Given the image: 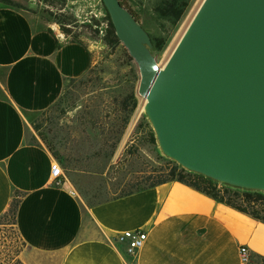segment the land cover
I'll use <instances>...</instances> for the list:
<instances>
[{
    "label": "crops",
    "instance_id": "0c3cea01",
    "mask_svg": "<svg viewBox=\"0 0 264 264\" xmlns=\"http://www.w3.org/2000/svg\"><path fill=\"white\" fill-rule=\"evenodd\" d=\"M127 3L141 19L146 0ZM93 13L76 10L75 16L85 22ZM93 64L85 43L0 3V218L17 200L24 263L243 264L242 247L263 257V221L183 183L97 203L82 198L83 176L54 183L52 166L58 160L35 125L68 83L84 78ZM114 156L113 151L108 158ZM58 162L64 169L63 160ZM137 230L148 239L130 254L127 243L116 239Z\"/></svg>",
    "mask_w": 264,
    "mask_h": 264
},
{
    "label": "water",
    "instance_id": "95a60500",
    "mask_svg": "<svg viewBox=\"0 0 264 264\" xmlns=\"http://www.w3.org/2000/svg\"><path fill=\"white\" fill-rule=\"evenodd\" d=\"M137 64L160 154L222 186L264 194V0H204L161 67L121 0H101Z\"/></svg>",
    "mask_w": 264,
    "mask_h": 264
},
{
    "label": "rangeland",
    "instance_id": "374dc122",
    "mask_svg": "<svg viewBox=\"0 0 264 264\" xmlns=\"http://www.w3.org/2000/svg\"><path fill=\"white\" fill-rule=\"evenodd\" d=\"M14 1L36 21L51 23L64 38L85 43L93 51L94 64L88 74L68 83L59 102L36 122L40 133L62 155L65 176L72 181L79 176L86 179L79 185L82 198L88 203L148 185L150 182L145 179L167 166L168 160L160 154L152 139V127L144 116L146 101L139 94L141 74L137 64L121 42L112 46L105 42L108 21L102 1ZM161 1L146 0L141 19L153 39L167 41L162 51L154 45L152 48L163 67L170 50L180 42L189 18L204 0H189L186 15L176 26L155 14ZM76 10L94 13L81 22L75 16ZM113 151L115 156L110 160L108 156ZM13 223L9 212L0 218V238L6 235L7 246L12 252L18 248L23 261L27 247L17 239ZM249 264H264V259L257 258Z\"/></svg>",
    "mask_w": 264,
    "mask_h": 264
},
{
    "label": "trees",
    "instance_id": "16d2710c",
    "mask_svg": "<svg viewBox=\"0 0 264 264\" xmlns=\"http://www.w3.org/2000/svg\"><path fill=\"white\" fill-rule=\"evenodd\" d=\"M51 1V0H47ZM60 2L65 3L67 0H57ZM5 6L24 11V7L20 4L15 2L14 0H0ZM121 3L128 8L136 17L138 21L141 22V19L133 12V10L128 5L127 1L121 0ZM189 0H162L156 7H155V14L162 20H166L170 22L172 25H178L184 16L186 15L187 9L189 7ZM105 8V7H104ZM107 14V21H108V29L106 32L105 42L107 45H118L120 44V40L116 35L115 28L112 24L111 18L107 10L105 9ZM61 23V22H60ZM149 33V32H148ZM150 34V33H149ZM151 36V35H150ZM152 38V36H151ZM76 42H80L78 40H72ZM152 42L154 48L157 50H164L167 41L161 39H153ZM36 131L39 133V137L42 141L48 146L50 151L52 152L53 156L58 160L62 161V155L55 147L47 140L46 136L40 133V126L35 125ZM152 139L156 143L155 134H152ZM156 175H153L146 178V182H150L148 185L144 187H139L133 191H129L128 193L118 196L123 197L127 195H131L135 192H139L145 190L147 188H154L162 184H166L169 182H180L189 187L194 188L195 190L213 198L219 203L225 204L241 213L249 215L255 219L264 222V194L257 193V192H247L232 189L226 186H222L202 175L190 173L185 169L181 168L175 162L168 160V165L163 167L160 171H155ZM18 208L17 200H14L12 203L9 214L12 215L14 219V226L16 229V236L17 239L21 242L22 246H26V243L21 238L17 228H16V212ZM8 237L3 235L0 238V264H25L20 258V250L12 252L10 246H7ZM259 259L263 257H252V260Z\"/></svg>",
    "mask_w": 264,
    "mask_h": 264
},
{
    "label": "built area",
    "instance_id": "2783aa9c",
    "mask_svg": "<svg viewBox=\"0 0 264 264\" xmlns=\"http://www.w3.org/2000/svg\"><path fill=\"white\" fill-rule=\"evenodd\" d=\"M127 1V0H125ZM52 179L56 184H62L65 179L64 171L58 161H55L52 166ZM148 239V234L142 230L128 231L120 235L116 241L127 243V248L130 254L141 250ZM243 264H249L252 260V255L247 247L241 248Z\"/></svg>",
    "mask_w": 264,
    "mask_h": 264
},
{
    "label": "bare ground",
    "instance_id": "6f19581e",
    "mask_svg": "<svg viewBox=\"0 0 264 264\" xmlns=\"http://www.w3.org/2000/svg\"><path fill=\"white\" fill-rule=\"evenodd\" d=\"M200 6H201V5H200ZM199 8H200V7H199ZM199 8L194 12V14L192 15V17L189 18V20H188V22H187V25H186V27H185V29H184V31H183L182 36L184 35V33H185V31L187 30V28H188V26L190 25V23L192 22V20H193L194 16L196 15L197 11L199 10ZM181 38H182V37H180V40H181ZM175 48H176V46L170 50V57H171V55L173 54Z\"/></svg>",
    "mask_w": 264,
    "mask_h": 264
}]
</instances>
